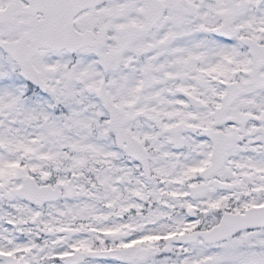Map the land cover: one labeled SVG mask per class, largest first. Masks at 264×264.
<instances>
[{
    "label": "snow or ice",
    "instance_id": "6c2138e0",
    "mask_svg": "<svg viewBox=\"0 0 264 264\" xmlns=\"http://www.w3.org/2000/svg\"><path fill=\"white\" fill-rule=\"evenodd\" d=\"M0 264H264V0H0Z\"/></svg>",
    "mask_w": 264,
    "mask_h": 264
}]
</instances>
